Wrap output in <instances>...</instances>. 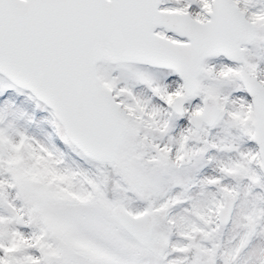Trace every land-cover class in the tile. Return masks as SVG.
<instances>
[{
  "label": "snow or ice",
  "instance_id": "1",
  "mask_svg": "<svg viewBox=\"0 0 264 264\" xmlns=\"http://www.w3.org/2000/svg\"><path fill=\"white\" fill-rule=\"evenodd\" d=\"M0 264H264V0H0Z\"/></svg>",
  "mask_w": 264,
  "mask_h": 264
}]
</instances>
